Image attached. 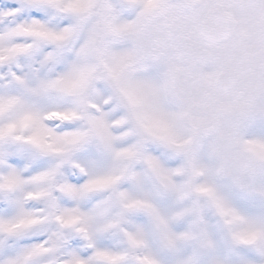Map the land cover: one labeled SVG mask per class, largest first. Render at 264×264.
<instances>
[{"label": "snow or ice", "instance_id": "obj_1", "mask_svg": "<svg viewBox=\"0 0 264 264\" xmlns=\"http://www.w3.org/2000/svg\"><path fill=\"white\" fill-rule=\"evenodd\" d=\"M141 8L0 0V264H264V171L198 165L131 46Z\"/></svg>", "mask_w": 264, "mask_h": 264}, {"label": "rangeland", "instance_id": "obj_2", "mask_svg": "<svg viewBox=\"0 0 264 264\" xmlns=\"http://www.w3.org/2000/svg\"><path fill=\"white\" fill-rule=\"evenodd\" d=\"M195 1H191L198 8L195 30L204 11L215 7L224 9L231 19L232 37L224 46L215 49L200 43L195 53L200 64H196L194 71L186 67L183 79H179L181 85L177 86L183 96L179 99L178 108L169 107L172 103L171 84L165 78L163 67L148 63L145 70L151 71L148 79L153 84L166 86L158 102L172 118L186 125L188 140L199 149L196 155L198 165L214 169L233 180L251 182L254 173L264 171V75L259 68L264 63V20L257 19L251 10L241 8L239 0ZM137 2L150 9L145 11L141 8L138 18H142L144 26L131 36V46L138 49L164 44L169 17L156 15L163 10L162 7L170 10L173 17L189 8L179 6L183 11L175 10V4L167 6L158 0ZM125 23L131 28L135 21ZM176 29L183 30L186 26ZM194 34L198 37V33ZM224 66L237 79V84L229 92H219L213 86L215 75L224 70ZM237 89L240 91L235 92ZM232 92L233 95L228 96ZM235 93H242L244 97L236 99ZM222 113L227 118L219 117ZM207 125H211L212 131L206 132L209 130L204 129Z\"/></svg>", "mask_w": 264, "mask_h": 264}, {"label": "flooded vegetation", "instance_id": "obj_3", "mask_svg": "<svg viewBox=\"0 0 264 264\" xmlns=\"http://www.w3.org/2000/svg\"><path fill=\"white\" fill-rule=\"evenodd\" d=\"M158 1H161V3H164V5H167V6L169 4H175L176 5L174 6L175 10L180 9L181 11H183L181 8H178L179 6L182 8L189 7L186 10H184L186 12L175 14V16L173 17L170 14V10L161 6L163 10L159 11L156 15L159 16L163 14V16L169 17V18L167 17L168 20H166V22L168 21L167 23L168 28L166 31V35L164 37L165 42L159 47L156 46L154 48L151 47L149 49L140 48L143 52H145L148 55L150 64L153 63V65H160L161 67H163L165 71V78L171 84L170 89H171V102L172 103L169 105V107L178 108L179 99L180 97L183 96V93H181V91L179 90L180 87L177 86L178 84L181 85V83L179 82V79H183L182 77L184 76L183 73L186 67H189L190 71H194V67L196 66V64L198 65L200 64L199 63L200 61H198L199 56L195 55L196 51H198L199 49V46L202 44V45H205V47H209L210 49H215V48L224 46L225 43L232 37L233 24H232V21H230L231 22V36L227 41L222 42L221 44L216 45V46L209 45V44L204 43L200 39L199 35L198 37H196V35L194 34V32L198 33V24H197V30H195V17L198 13V8L195 5L196 3H191L192 0H188L187 4L185 5L181 4L177 0H173L172 2H169V0H158ZM193 2H196V1L193 0ZM221 10L225 12L224 9H221ZM245 10L247 11L246 8ZM173 20H175V23ZM184 24L186 26V29H183V30L176 29L177 27H180L181 25L184 26ZM261 27H262V24H261ZM261 65L264 66V63H261ZM222 69H224L222 70L224 72L226 71L229 72L226 66H224ZM262 73L264 75V68L262 70ZM236 84H237V79H236ZM238 91L240 90L237 89L235 92H238ZM231 95H233V92L230 93V95L228 96H231ZM188 96H191V94L188 93ZM177 116L179 118V114ZM219 117L227 118V115L222 113ZM208 128L209 130H206V132L212 131L211 125H207V127L205 126L204 129H208Z\"/></svg>", "mask_w": 264, "mask_h": 264}, {"label": "water", "instance_id": "obj_4", "mask_svg": "<svg viewBox=\"0 0 264 264\" xmlns=\"http://www.w3.org/2000/svg\"><path fill=\"white\" fill-rule=\"evenodd\" d=\"M229 26L228 17L218 11L210 10L202 21V36L207 42L217 44L229 36ZM233 84L232 75L220 73L216 78L215 87L219 91L226 92ZM242 97V94L237 95V99H242Z\"/></svg>", "mask_w": 264, "mask_h": 264}, {"label": "bare ground", "instance_id": "obj_5", "mask_svg": "<svg viewBox=\"0 0 264 264\" xmlns=\"http://www.w3.org/2000/svg\"><path fill=\"white\" fill-rule=\"evenodd\" d=\"M200 19H201V17H200ZM200 19H199V21H200Z\"/></svg>", "mask_w": 264, "mask_h": 264}]
</instances>
